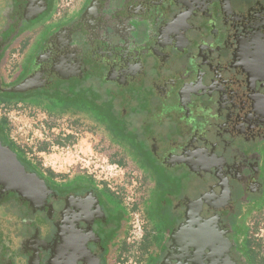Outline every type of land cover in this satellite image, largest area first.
<instances>
[{"label":"flooded vegetation","instance_id":"1","mask_svg":"<svg viewBox=\"0 0 264 264\" xmlns=\"http://www.w3.org/2000/svg\"><path fill=\"white\" fill-rule=\"evenodd\" d=\"M56 1L40 22L47 0H0V159L10 150L48 191L35 203L0 183V264H101L118 245L110 264L126 246L121 201L118 238L101 236L109 189L84 175L58 181L11 139L9 112L47 105L103 132L141 172L138 264H264L249 227L264 207V0H80L60 13ZM128 90L142 97L137 113L127 112ZM104 103L114 127L88 114ZM163 173L189 175L192 193L167 192ZM152 197L168 205L160 235Z\"/></svg>","mask_w":264,"mask_h":264},{"label":"rangeland","instance_id":"2","mask_svg":"<svg viewBox=\"0 0 264 264\" xmlns=\"http://www.w3.org/2000/svg\"><path fill=\"white\" fill-rule=\"evenodd\" d=\"M76 1L71 8L64 10L73 9L75 4L77 5ZM85 1L83 0V2ZM46 6L45 12L39 15L40 22H44L46 18L53 15L54 0H47ZM64 10H60L58 13ZM32 22L34 23V20ZM124 94L131 95L134 100L131 106L128 104L126 107L127 112L133 111V113H137L140 111L142 105L141 103H136V99L142 100V97L139 96L138 98L134 90H128ZM73 101L70 106L77 108L79 111L82 104L80 94H77L76 99H73ZM120 102L118 103L121 104ZM103 105L102 108L92 105L88 114L90 118L103 120V126L110 124L111 127H114L116 125L114 112L105 103ZM59 106L61 109H64L65 103L62 102ZM66 111L68 110H61L56 114L60 115L61 113H66ZM7 118L11 139L23 148L31 159L41 166L43 164H51L52 166L55 165L56 169H60L61 172L56 173L58 181L69 179L74 175H78L77 178H83L81 175H84L90 177L96 185L103 186L114 194L116 200H113L111 204L109 202H104L103 204V211L109 221L106 234L103 233V235L101 233L105 244L110 241V245H112L118 238L117 233H114L120 218L118 214L119 202H122L129 213L130 226L125 239L126 246L119 254H122L129 247L128 256H130V260L138 264L141 256L140 245L145 233V221L141 211V199L144 195L145 185L141 172L134 168L130 159L122 155L120 149L113 145L103 132L92 128L90 123L87 125L84 123L73 124V120L66 116L53 119L42 111L26 107L9 112ZM122 129L124 130L125 128L121 127ZM117 137L118 140L124 143L123 137ZM119 163H122V165ZM158 178L167 192L171 193L174 190L182 192L181 190H183L192 193L191 189L194 181L189 175L181 173L178 176H174L170 173H163ZM79 180L81 179L64 185L62 190H65L64 192L68 190L72 191L75 188L74 186H76L75 183L79 182ZM156 192L159 194L160 189ZM158 200V198L152 197L148 202L150 210L146 211L151 216L150 225L155 230H159L158 235H160L163 232L165 233L167 227L171 226V223L168 222V214L165 213L168 205L160 207ZM167 203L169 204L170 202L167 201ZM125 211L123 209L121 212L124 217L127 215ZM249 227L252 228V234L257 241L260 257L264 261V207L257 218H252L249 221ZM160 237L159 240L161 239ZM117 246L115 245V247L107 251L108 253L103 258L104 260L101 264H109V256ZM134 246L136 248H133Z\"/></svg>","mask_w":264,"mask_h":264},{"label":"water","instance_id":"3","mask_svg":"<svg viewBox=\"0 0 264 264\" xmlns=\"http://www.w3.org/2000/svg\"><path fill=\"white\" fill-rule=\"evenodd\" d=\"M25 88L23 84L13 91H23ZM4 155L9 158L0 159V183L30 202L42 203L48 194L44 181L35 174L28 175L10 150H4Z\"/></svg>","mask_w":264,"mask_h":264},{"label":"built area","instance_id":"4","mask_svg":"<svg viewBox=\"0 0 264 264\" xmlns=\"http://www.w3.org/2000/svg\"><path fill=\"white\" fill-rule=\"evenodd\" d=\"M75 1L76 0H58V10L60 11L71 8ZM133 248L136 247L134 246ZM129 251L130 248L127 247L126 251H124L122 254H119V256L110 264H136L135 261L133 262L130 260V256H128Z\"/></svg>","mask_w":264,"mask_h":264},{"label":"crops","instance_id":"5","mask_svg":"<svg viewBox=\"0 0 264 264\" xmlns=\"http://www.w3.org/2000/svg\"><path fill=\"white\" fill-rule=\"evenodd\" d=\"M79 1H80V0H77L76 3H78ZM56 10H57V13H58V11H59V10H58V0L56 1ZM71 10H72V9H71ZM37 28H38V27H37ZM40 34H41V30L39 29V32H37V33H35V34H34V33H31V37H35V38L37 37V38H38V37L40 36ZM31 37H30V38H31ZM22 149H23V148H22ZM24 151H25V150H24ZM25 153H26V156H27L28 158H30V157L27 155L28 153H27L26 151H25ZM30 159H31V158H30ZM32 160H33V159H32ZM49 160H51V159H49ZM33 161H34V160H33ZM36 163H37V162H36ZM54 163H55V162H54ZM37 164H38L41 168H43V167H44V169L46 168V169H45L46 171H47L48 169L51 170L55 175H56L57 172H61L60 169H56V166H55V165L52 166L51 164H43V166H41L39 163H37Z\"/></svg>","mask_w":264,"mask_h":264},{"label":"trees","instance_id":"6","mask_svg":"<svg viewBox=\"0 0 264 264\" xmlns=\"http://www.w3.org/2000/svg\"><path fill=\"white\" fill-rule=\"evenodd\" d=\"M40 98H47V97H45L44 95H43V93H40V96H39ZM62 103V102H61ZM61 103H59V102H56V104H57V107H56V109L57 108H60V104ZM59 104V105H58ZM40 109H42L43 111H45L48 115H57L55 112H53V111H55V109L54 108H52V106H50V105H47V106H45V107H39ZM61 115H63V113H61L60 115H57L58 117H61ZM7 127V129H8V131H9V128H8V124L7 125H5V128ZM120 165H122V163H119ZM47 173H49V174H51L53 177H56V175L51 171V170H47Z\"/></svg>","mask_w":264,"mask_h":264}]
</instances>
